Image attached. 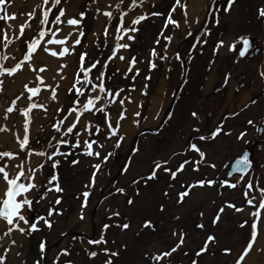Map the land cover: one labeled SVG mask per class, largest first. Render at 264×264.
I'll list each match as a JSON object with an SVG mask.
<instances>
[{
	"label": "rangeland",
	"instance_id": "rangeland-1",
	"mask_svg": "<svg viewBox=\"0 0 264 264\" xmlns=\"http://www.w3.org/2000/svg\"><path fill=\"white\" fill-rule=\"evenodd\" d=\"M18 0H14L13 4L4 7L10 11ZM69 1V0H67ZM187 3V13L194 15L189 4L191 0H182ZM202 11L197 15L200 18L199 26L195 24L184 25V16L179 8L173 12V18L180 22L179 28H173L171 24L164 30V35L173 37L169 43L168 58L166 61L156 60L157 68L151 71V79L147 81L148 95L141 96L139 89L145 83L143 76L148 74L146 63L137 65L141 70V75L137 76L135 81L125 79L120 73H116L119 67L121 72L126 68L124 62L113 58L109 62L106 70V76L111 75V81L105 80L110 88L124 87L131 83H135L136 90L131 92L132 103H127V118L122 123V131L126 133L125 139L121 145L116 148L113 140H104L102 134L93 137L104 143V149H97L102 153L111 152L109 160L104 162L101 169L97 172L95 183L91 189H87L89 177L92 172V165L98 163L100 158L88 157L75 150L74 154L67 157L59 156L60 163L57 166L58 181L64 189L62 193L55 191L48 192L45 199L39 204L33 205V213L31 215L44 214L47 207L56 196H61V204L58 207L63 208V214L54 216L53 226L51 229L42 227L40 231L26 235V244L22 250V259L25 264H32V261L39 256L38 245L41 239L46 243V257L42 264H49L53 254L61 248H67L70 252L69 256L60 255L57 264H63L67 259L73 261V264H102L105 259L103 253H99L89 259L85 254V249L104 248L119 249V257H114L113 264H147L143 253L145 251L156 252L167 250L179 238V230L183 229L186 233L185 243L176 252L172 253L169 259L172 264H189L193 258L194 252L203 245L204 240L209 234L215 237V242H209L207 251L197 258L198 264H234L235 259L242 252L243 240L249 239L248 234L252 218L248 215V207L244 203L242 192L245 191L242 186L249 177L252 181H259V186L264 187V132H258L257 129H264V78H261L260 72H264V24L258 19L257 10L264 7V0H234V4L229 13H224L222 8L226 0H216V5L221 6L219 15L220 24L214 26L211 23L212 14L208 11L210 0H202ZM67 3V2H66ZM62 0L60 6L65 7ZM129 0H124L127 5ZM173 0H148L143 8H137L136 13L141 11L160 12V16H148L142 21L138 27V32L134 33L135 39L129 41L131 47L124 50L126 59L131 55H135L138 60L148 56L149 49L156 48L157 51L163 50L166 43L162 38L159 44L154 41L157 34L164 25L165 17L168 14ZM16 5V4H15ZM93 0H81L77 8L79 11H85L82 27L84 35L80 37V45H72L75 51L72 52L73 61L70 75L60 90H57L58 101H52L47 114L43 110H33L32 117L39 118L37 131L33 134L30 132V145L32 148L46 147L48 141L52 137L60 139L58 133L50 127L63 112L56 113V107H62L67 110L72 103L74 97L66 91L71 85L72 73L79 64V54L87 52L85 66L93 60H99L100 64L92 70L95 76L103 61L110 54L113 47V41L108 39L107 46H104L105 39L103 35L104 24L108 23L107 19L102 17L95 11L97 8ZM154 5V6H153ZM59 7V6H57ZM114 16L118 15L115 8H111ZM55 12L56 9H53ZM40 10L36 9V16L28 21L30 27H25L24 34L18 41V51L15 54L16 60L22 58V54L26 51L24 41L36 35L38 30L37 20L39 19ZM3 15V13H0ZM189 18V16H188ZM208 19L207 27L211 29L208 36H204L202 29L205 26L203 21ZM125 26L129 25L128 16L124 19ZM117 24V19H112L109 30L112 31ZM51 26V25H49ZM0 28H5L4 21L0 20ZM95 32L96 36L92 33ZM190 33V34H189ZM183 36L179 39L180 35ZM247 34L250 36V49L245 56L238 55V48L229 53L226 51H218L213 58L212 48L215 42L222 38H235L240 35ZM197 37L207 42L200 45ZM253 43V45H252ZM97 44L100 47L97 48ZM196 44V48L192 49V59L188 60L190 48ZM242 46V45H238ZM203 48V52L200 48ZM0 53H5V49L0 46ZM173 53H179L182 57L183 64L175 59ZM209 60L213 63L209 65ZM4 66L11 67L13 61H0ZM171 65L168 70V65ZM230 73L229 83L216 92L214 89L220 87L225 73ZM186 73V79L179 89L177 99L169 112H172L171 120L164 119V114L168 111L169 106L174 99V93L180 85ZM251 98L256 101L255 104L249 105L247 109L243 108V104ZM84 97H81L83 100ZM136 101H143L142 116L132 117L131 113L136 110ZM6 105V101L2 102V106ZM197 111L201 116L203 123L200 125L201 132H209L213 124L226 114L229 110L237 111L236 117H227L224 123V129L231 128L233 134L230 136H219L215 141L201 143L200 146L206 151L207 160L216 165L215 168L201 164L199 171H193L191 164L186 165L185 170L178 173L175 180H169L168 175L157 170V178L148 180L147 185L137 182L133 184L132 180L138 177H146L151 171L153 161L161 159H169L167 165L171 169H175L178 163L186 158L183 155L172 156V152H179L186 143V138L194 123L189 113ZM110 111L114 114L115 108ZM159 112L157 121L152 120V115ZM86 115V114H85ZM87 116V115H86ZM144 117H147L145 120ZM132 119H139L140 125L137 129L136 125L131 123ZM247 119L253 120V125H247ZM164 120V121H163ZM96 123L103 127L102 114L96 113L94 117ZM70 121L66 120L65 124ZM163 122V123H162ZM162 124L163 127L159 131L155 129ZM13 128V127H12ZM247 128V134L243 140L237 141L235 135ZM78 130V129H77ZM83 136V133L81 134ZM69 139H72L69 137ZM244 141H247L245 143ZM38 142V143H37ZM55 144V140L52 141ZM94 147H96L94 145ZM133 148H138L137 152H133ZM10 149L8 143L0 141V152ZM16 151L17 148L11 149ZM49 152L51 148L47 149ZM246 150L251 160V168L249 173L233 172L232 177H227L226 173L231 170V163L234 162L242 151ZM61 151H67V146H61ZM21 157L24 153H20ZM188 156H195L194 153H187ZM78 163L73 165L71 161L77 159ZM44 167L35 176V183L39 187V191L43 192L47 182V178L53 171L46 158L43 157ZM228 165L225 167L224 165ZM34 167L35 165H31ZM127 166V170H125ZM121 168V169H120ZM239 175H243L244 179L240 181L235 188H223L218 185L213 186H197L190 191L181 204H177V193L182 191L181 184L187 185L194 180L205 179H230L233 182ZM114 178V180H113ZM174 181V185L169 188L170 182ZM52 183H56L53 181ZM123 187L124 193L116 191L117 188ZM139 188V195L135 189ZM170 190L169 195L165 196V190ZM89 191V198L83 211V219L79 218L81 212L80 203L83 191ZM256 195L255 192L252 193ZM39 192H33V196L37 197ZM133 198V204H127V198ZM102 200V201H101ZM100 204L98 205V203ZM225 201L234 204L237 207L244 206L245 211L236 212L233 208L227 207ZM164 206V210H160V205ZM98 205L95 215L93 212ZM224 208L220 214V219L215 225L211 223L218 209ZM119 211L120 217H111L109 214L113 211ZM203 212V216L200 213ZM179 217V219H174ZM127 218L130 227L127 230H121L118 227L110 226L105 231V239L107 244L99 246L90 245L89 239H96L100 235L101 225L108 223L112 225L116 219L123 220ZM151 220L155 225V231L148 228L141 229L144 220ZM249 221L248 227H240L242 221ZM203 223V228L196 227L197 224ZM176 230L177 235L172 236V231ZM71 232L83 233L86 237H78L70 234ZM91 237V238H90ZM242 237V238H241ZM113 241H115L113 243ZM121 244L127 245L126 248H120ZM223 248L231 249L229 254L221 251ZM187 250L188 255H183ZM103 258H100V255ZM122 257V258H121ZM121 258V259H120ZM165 264V262H161Z\"/></svg>",
	"mask_w": 264,
	"mask_h": 264
},
{
	"label": "snow or ice",
	"instance_id": "snow-or-ice-1",
	"mask_svg": "<svg viewBox=\"0 0 264 264\" xmlns=\"http://www.w3.org/2000/svg\"><path fill=\"white\" fill-rule=\"evenodd\" d=\"M14 0H0V20L4 21L5 28L8 31H5V28H0V46L3 49H6V53H0V61H8L9 58L13 61L11 67H6L0 63V76L13 77L17 75L24 76V82L22 87L24 91H21L19 95H16L6 108L3 113L5 119L8 118L9 114L19 113L22 117V133L17 135L13 134L14 141L16 144V151L11 149H6L0 152V264H8V258L5 254L12 253L14 249L10 246L15 245L17 240L15 238L16 234L28 235L33 232L40 231L42 227L51 229L53 226V217L60 216L63 214V208L58 207L61 204L62 197L56 196L54 200L47 207V211L44 214L31 215L33 213V205L39 204L41 200L45 199L48 192L55 191L56 193H62L64 189L60 186L58 181V173L56 172L57 166L60 163L59 159H55L59 156L67 157L69 154H74L75 150H79L85 156L100 158L98 163L92 165V172L89 177L87 184V189H91L95 183V178L97 172L101 169L104 162L109 160V157L112 155L111 152L102 153V151L97 149H104V143H100L99 140L93 139L97 135L102 134L105 141L108 139L113 140L114 147L118 148L121 145V142L125 139L126 133L122 129V121L127 118V103H132L131 92L136 90L135 83H131L127 86V89L124 87L117 86L116 88H110L105 83V80L111 81L112 76H106L107 66L110 61L115 58L118 61L124 62L126 68L121 72L120 68H116V73H120L125 79L135 81L136 77L141 75V70L137 66L140 63H146L148 68V74L143 76L145 83L142 84L139 89L141 96L146 97L148 95V84L146 83L151 79V71L158 67L156 60L166 61L168 58V47L171 43L173 37L171 35H164V30L168 27L169 24L173 28H179L180 22L173 18V12L179 8L185 17L182 21L184 25H189V18L187 13V3L182 2V0H173V4L170 7L167 16L164 20V25L161 28L160 32L157 34V38L154 41L155 44L160 43L162 38L166 43L163 45L162 51H157L156 48L149 49L148 56L138 60L135 55H131L126 59L124 50H128L131 45L129 41L135 39L134 33L138 32V27L142 21H144L148 16H160L163 13L160 12H147L141 11L136 13L137 8H143L145 3L148 0H129L127 5H124V0H107V5L109 7H97L95 11L99 13L102 17L106 18L108 23L104 24L103 35L105 37L103 44L107 46L108 39L111 38L113 41V47L110 49V54L103 61L99 72L93 76L92 70L96 68L100 61L93 60L91 63H88L85 66V59L87 57V52H81L79 54V64L76 67L75 71L72 73L71 85L66 88V91L74 97L72 100L71 106L65 111L62 107H56L54 111L56 113L63 112V115L60 116L55 122L51 123L50 127L59 134L60 139L52 137L46 147L41 148H32L30 145V123H31V113L33 110H43L47 114L46 101L37 102L34 100V97H39L41 93H45L47 98L51 101H58L57 90L60 86V82L65 79L68 75L65 72V69L68 67L66 57L70 56L72 52L75 51V48L72 45H80L81 39L84 35L82 27L83 18L86 15L85 11H79L76 14H68L66 8L60 6L62 0H35L30 11L22 13L26 15L27 19L18 25L19 34L13 33L9 35V31L12 30L13 24L9 21L16 20V13H10L4 6L13 4ZM64 3L67 0H63ZM97 0H93V3H96ZM234 4V0H226L222 11L224 13H229L230 9ZM59 6V7H57ZM154 6V5H153ZM39 8L40 14L37 23L39 25L36 35L32 36L30 40H25L26 51L23 52L22 58L16 60L14 52L18 51L16 48H11L10 45H13L14 41H19L24 34L25 27H30L28 24L29 20H32L36 16V9ZM111 8H115L118 12L117 16H114ZM53 9H56L54 12ZM208 11L212 14L211 23L216 26L220 24L219 15L221 11V6L216 5V0H210V6ZM128 16L129 25L125 26L124 19ZM258 19L261 20L264 24V7L257 10ZM112 19H117V24L115 28L110 31V24ZM209 23L208 19L203 21L205 25L202 29L203 35L208 36L211 33V29L207 27ZM191 24L199 26L200 18L199 16L193 17L191 19ZM51 25V26H49ZM73 33H76L73 36ZM59 34V35H58ZM190 34V33H189ZM93 36H96V33H92ZM71 38V39H70ZM200 45L205 44L207 41L196 38ZM50 45H55L56 47H50ZM238 45H242L239 46ZM251 45L250 36L247 34L240 35L234 39L231 37L222 38L215 42L212 48L213 58L217 55L218 51L233 52L238 48V55L243 57L245 53L249 50ZM196 44H193L190 48V54L187 59L191 60L192 49L196 48ZM100 47V44H97V48ZM38 51L50 55L51 57L57 58V66L54 69V73L51 75H46L52 71L49 64L38 62L36 60V54ZM200 51L203 52V48H200ZM175 59L180 61L183 64L182 57L179 53H173ZM213 63V60H209V65ZM171 65H168V70H170ZM261 78H264V72H260ZM230 73H225L223 76L222 83L220 87L215 88L216 92L221 91L229 83ZM47 81V82H46ZM3 85V80H0V86ZM0 87V91H2ZM84 97L81 100V97ZM21 97H25L24 103L26 106H18V101H21ZM136 110L131 113L132 117H141L143 101H136ZM254 99L249 98L246 103L243 104V108L247 109L249 105L255 104ZM115 108L114 114L110 109ZM87 113V116L85 115ZM96 113L102 114L103 117V127L101 124L94 121ZM237 111L229 110L224 114L218 122L213 124L212 129L209 132L202 133L200 125L203 123V120L199 113L195 110L189 113L190 117L194 121L188 137L186 138V143L182 146L179 152H172V156L183 155L186 158L182 159L178 166L175 169H171L167 165L169 164V159H161L153 161V166L151 171L147 174L146 177H138L133 179L132 183L137 184L141 182L147 185L148 180H153L157 178V170L162 171L168 175L169 180H175L178 173H181L185 170L186 165L191 164L193 171H199L201 164H206L208 167L215 168L214 163H210L207 160L206 151L200 146L201 143L208 141H215L219 136H230L233 134V130L228 128L224 129L225 119L227 117H236L238 116ZM173 113L168 112L167 117L169 120L173 118ZM159 112H155L152 115V120L157 121ZM145 120L147 117H144ZM70 121L65 124V121ZM131 123L137 126V129L140 125L139 119H132ZM247 125H253L252 119H247L245 121ZM264 123V121H262ZM163 125L160 124L155 130L159 131ZM78 129V130H77ZM0 131H8L7 126L0 125ZM248 129L244 128L235 135L237 141H241L247 134ZM258 132H264V129H257ZM83 133V136L81 135ZM71 137L72 139H69ZM55 140V144L52 141ZM247 143V141H244ZM38 143V142H37ZM94 145L96 147H94ZM61 146H67V151H61ZM51 148L49 152L47 149ZM133 152H137L138 148H133ZM23 152L24 156L21 157L20 153ZM194 153L195 156H188L187 153ZM32 156L36 157H45L49 163L50 168L53 170L49 177L47 178L44 191L40 192L39 187L35 183V176L39 171H42L44 167V160L38 161L34 167L31 166L29 161ZM73 165L78 163L77 159L71 161ZM228 167V165H224ZM251 168V160L249 159V154L246 150L235 158L234 162L231 163V170L226 173L227 177H232L233 172L236 173H249ZM127 170V166H125ZM244 179L243 175H239L237 179L233 182L230 179H205L201 178L194 180L192 183L184 185L181 184L182 191L177 193V204H181L185 197L189 195L190 191L194 190L197 186H213L218 185L223 188L227 186L228 188H235L237 184ZM55 181L56 183H52ZM169 188L172 187V184L168 185ZM245 191L242 192L244 197L245 205L249 206L247 211L248 215L252 218L250 225V235L247 241L246 246L243 248L240 255L235 259L234 264H247V257L253 251H264V248L256 247L258 242V236L261 233H264V187L259 186V181L253 182L251 177L248 181L242 186ZM117 192L124 193L125 189L123 187L117 188ZM136 194L139 195V188L135 189ZM33 192H39L37 197L33 196ZM255 192L256 195L252 193ZM167 189L164 192V195L167 196ZM82 200L80 203L81 212L79 218L83 219V209L86 206L89 198V191L85 190L81 194ZM227 207L233 208L236 212L245 211L244 206L237 207L234 204H231L228 201L224 202ZM127 204H133V198H127ZM160 210H164V206L160 205ZM224 211V208L221 207L218 209L216 215L212 219L211 223L215 225L220 219V214ZM200 216H203V212L200 213ZM111 217H120L119 211H113L109 214V219ZM174 219H179V217H174ZM248 221H242L239 225L243 227L247 224ZM110 226H115L121 230H127L130 227V223L127 221V218L116 219L113 221L112 225L104 223L101 225L100 235L96 239H89L88 243L90 245L99 246L101 244H107L108 241L105 239V231L109 229ZM198 228H203V223L196 225ZM148 228L151 231H155V225L151 220H144L141 229ZM176 230L172 231V236H176ZM186 233L183 229L179 230V238L176 242L169 247L167 250H161L156 252L145 251L143 253L144 259L147 264H172V261L169 259L172 253L176 252L177 249L181 248L185 243ZM115 241H113L114 243ZM209 242H215V237L212 234H209L203 242V245L199 247L193 255V258L190 259L189 264H198L197 258L201 256L202 253H205L208 248ZM127 245L121 244L120 248H126ZM39 256L32 261V264H42L43 260L46 257V243L45 240L41 239L38 245ZM86 256L91 260L95 258L99 253H103L105 259L102 261V264H113V258L119 257V249H109L108 247L104 248H93L85 249ZM221 251L225 254H229L231 249L223 248ZM16 257L20 258L18 264H25L24 260L21 258L20 252L14 253ZM69 256L70 252L67 248H61L58 252L53 254L52 259L49 264H57L59 256ZM183 255H188L187 250L183 252ZM63 264H73V261L67 259Z\"/></svg>",
	"mask_w": 264,
	"mask_h": 264
},
{
	"label": "bare ground",
	"instance_id": "bare-ground-1",
	"mask_svg": "<svg viewBox=\"0 0 264 264\" xmlns=\"http://www.w3.org/2000/svg\"><path fill=\"white\" fill-rule=\"evenodd\" d=\"M34 2H35V0H18L15 3L16 5L14 4L13 8L9 12L10 13H16L17 16H16V20L9 21V23L13 24V28L11 31H9V35H12L13 33H15L17 35L19 34L18 25L20 23H23L27 19V16L22 15V13H26V12L30 11ZM80 2H81V0H69V1H67V3L65 4L66 12L70 15L76 14L77 8H78V5L80 4ZM202 5H203L202 0H191V2L189 4L190 8L192 9V13L194 11L193 14L196 16L200 14V11H202ZM95 6L96 7H103V8L109 7L107 5V0H97ZM188 16H189V22H191L193 15L191 16V14H190ZM5 31H8V29L5 28ZM75 35H76V33H73V36H75ZM182 37L183 36L180 35L179 39ZM18 45H19L18 41H14L13 45H10V47L18 49ZM50 47H56V46L50 45ZM6 52H7V50L5 49V53ZM16 53H17V51L14 52V55ZM35 58L38 62L49 64L52 71H50L49 73H46V75H51L54 73V69L57 66V58L51 57L50 55L45 54V53L40 52V51H38ZM66 59H67L68 67L65 69V72L68 75L65 77L64 80H62L60 82V86H59L58 90H60L62 87H64V85H65V83H66V81L70 75L72 61H73L72 54L70 56L66 57ZM0 80H3V85L0 86L3 89L2 91H0V125L7 126V128H8V131H0V141L7 142L8 147L10 149H14V148H16V144L14 141L13 134L15 133V134L19 135L22 133V117L19 113H12V114H9L7 119H5L3 116V113L6 110V108L9 106L11 100L13 98H15L16 95H19V93L21 91H24V89L22 87V84L24 82V76L23 75H17V76H15V78H13V77H7L5 75V76H0ZM33 99L36 100L37 102H45L46 101L49 108L52 105L51 104L52 101L49 100L47 98V95L43 92L41 93V95L39 97H34ZM3 101H6L5 106H2ZM24 101H25V97H21V101H18V106H20V107L26 106ZM86 115H87V113H86ZM38 121H39V118L37 117V118L33 119L32 113H31V123H30V132L31 133H33V132L35 133L37 131ZM41 159H43V157L32 156L29 163L31 165H35ZM15 238L17 240V243L15 245L10 246L12 249H14V251L12 253L5 254L8 258V264H18V260L20 258L16 257L14 253L20 252L21 258H22V252H23L22 250L24 249V246L26 244V235L17 233ZM256 247L264 248V233H261L258 236V242L256 244ZM246 259H247V264H264V251H260V252L253 251Z\"/></svg>",
	"mask_w": 264,
	"mask_h": 264
},
{
	"label": "water",
	"instance_id": "water-1",
	"mask_svg": "<svg viewBox=\"0 0 264 264\" xmlns=\"http://www.w3.org/2000/svg\"><path fill=\"white\" fill-rule=\"evenodd\" d=\"M245 54H246V53H245ZM184 78H185V76L183 77V80L181 81L180 85L178 86V88H177V90H176V92H175V95H174V99H173L172 104L169 106L168 111L164 114V119L166 118L167 113L172 109V107H173V105H174V103H175V101H176V97H177L178 91H179V89L181 88V85H182V82L184 81ZM163 121H164V120H163ZM162 123H163V122H162ZM120 169H121V168H120ZM113 180H114V178H113ZM101 201H102V200H101ZM101 201H99L98 205L100 204ZM98 205L96 206V208H95V210H94V212H93V216L95 215V211H96ZM70 234H73L74 236H78V237H85V238H88V237H86V235L83 234V233L71 232ZM90 238H91V237H90Z\"/></svg>",
	"mask_w": 264,
	"mask_h": 264
},
{
	"label": "trees",
	"instance_id": "trees-1",
	"mask_svg": "<svg viewBox=\"0 0 264 264\" xmlns=\"http://www.w3.org/2000/svg\"><path fill=\"white\" fill-rule=\"evenodd\" d=\"M171 184H172V186L174 185V181H172V182H170ZM167 192H168V194L167 195H169V193H170V190H167ZM248 223H249V221H248ZM248 223H247V225H248ZM246 224L243 226V228L244 227H246L247 226ZM248 227V226H247ZM249 235H250V231H249V234H248V237H249ZM242 238V237H241ZM242 240H243V247H242V249L246 246V244H247V239L244 237V238H242ZM100 258L102 259L103 258V254H102V256L100 255ZM122 258V257H121ZM120 258V259H121ZM114 259V258H113ZM113 263H115V260H113ZM100 264H101V262H100Z\"/></svg>",
	"mask_w": 264,
	"mask_h": 264
},
{
	"label": "flooded vegetation",
	"instance_id": "flooded-vegetation-1",
	"mask_svg": "<svg viewBox=\"0 0 264 264\" xmlns=\"http://www.w3.org/2000/svg\"><path fill=\"white\" fill-rule=\"evenodd\" d=\"M252 45H253V43H252Z\"/></svg>",
	"mask_w": 264,
	"mask_h": 264
}]
</instances>
